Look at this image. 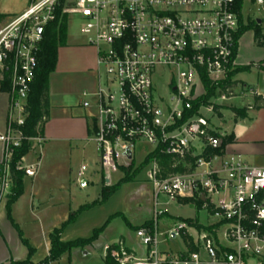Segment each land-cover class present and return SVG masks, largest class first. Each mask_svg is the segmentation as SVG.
Here are the masks:
<instances>
[{"label": "built area", "instance_id": "1", "mask_svg": "<svg viewBox=\"0 0 264 264\" xmlns=\"http://www.w3.org/2000/svg\"><path fill=\"white\" fill-rule=\"evenodd\" d=\"M59 1L37 0L8 23L0 22V77L10 86L0 203L11 194V149L24 140L13 125L23 126L28 115L43 32L55 21ZM255 12L264 16V0H243L241 5L239 0H72L64 9L79 20L86 44L97 49L106 74L102 83L99 70L100 88L91 98L86 95L83 104L93 111L90 140L106 184L111 183L110 175L124 178L125 169L131 172L144 165L140 172H146L156 201L165 196L168 204L193 205L208 219V224H198L214 227L209 231L179 221L171 237L191 238L195 250L162 251L156 226L167 212L160 210L153 227L136 233L142 255L122 240L104 247V258L112 264H264V167L235 157L213 167L225 135L210 119L239 95L233 88L224 93L218 88L195 110L207 95V84L212 88L223 83L237 67L241 23L259 26L264 40V18ZM165 77L166 97L156 85L157 78ZM247 96L264 105L257 90L245 88L241 97ZM161 157L170 159L168 166ZM87 170L82 166L79 178Z\"/></svg>", "mask_w": 264, "mask_h": 264}, {"label": "rangeland", "instance_id": "2", "mask_svg": "<svg viewBox=\"0 0 264 264\" xmlns=\"http://www.w3.org/2000/svg\"><path fill=\"white\" fill-rule=\"evenodd\" d=\"M24 1L27 0H0V11L12 13V11L24 4ZM36 1L34 0L28 7ZM60 1L55 9L60 5ZM71 4L72 0H65L64 9L70 8ZM244 10L246 16H249L251 7L246 4ZM9 13L6 15H10ZM255 14L264 18L258 12H255ZM68 17L69 37L80 38L81 24L79 20L71 14ZM12 18L13 16H7L5 24ZM253 33L254 30L248 31L241 38L238 50V59L240 61L245 58L253 59L259 55L261 57L264 56V48H258L252 43ZM100 75L103 83L106 79L103 69H100ZM255 76L256 74L254 73L251 79ZM66 80V91L72 96L76 97L81 94L80 99L83 100L85 94L89 93L88 91L83 92L84 88L79 83L81 76L71 75ZM165 82H167L166 77L163 79L157 78L156 85L159 94L166 97L168 93ZM5 93L8 94L9 91ZM85 113L86 116H89L93 112L83 111L82 114ZM223 117L222 128L228 135L233 134V132L236 134L244 127L242 123L234 124L230 109L224 108ZM215 122L217 123V120ZM2 134L4 135V133ZM72 143L73 148L67 143H60L54 149L50 147L48 149L45 145L44 148L37 146L34 150V144L32 143L27 156L30 161L33 162L35 160L37 162L41 153L43 154V165L49 166L51 169H47L49 175H44L40 191L43 193L50 192L52 197L41 204H33L28 199L27 193L31 179L26 175L24 178L26 196L17 204L11 205V218L15 219L23 234V238L27 239L33 248L31 256L29 255V248L24 244L18 230L9 219L7 209L5 212V203L8 200L1 202L0 238L3 237L8 246L6 251L0 247V264H10L11 261H23L29 256L34 264H45L50 249L49 235L56 229H62L61 240L63 242L89 239L94 235L95 231H101L97 240L91 245L84 248H73L63 254L58 261L49 264H105L104 247L114 245L121 239H124L127 247L137 252L138 255H142L143 247L136 233L143 228L147 221H154L156 213L160 210L167 212L166 216L161 217L157 221L156 226L161 242L160 249L180 253L186 250L187 246L180 236H177L174 240L172 239L170 234L172 228L179 221L187 219H199V222L205 224L208 222L206 214L198 211L193 205L168 204V199L165 196H160L158 201H156L154 189L147 181L146 172L141 173L139 171L140 173L133 178L137 169H132L131 172L130 168L125 169V175L131 176L133 178L132 182L120 184L119 182L122 180L123 175L112 174L110 175L111 183L105 184V177L99 172V157L95 143ZM3 151L4 142L0 140V160L2 159ZM253 164L255 165L256 163ZM253 164L252 166H254ZM258 165L261 164L259 163ZM34 166L36 167V163ZM82 166H87L88 171L84 173L82 178H79L78 174ZM82 180H87L89 183L86 186H82L80 183ZM113 186H116L115 191L106 201L101 202L104 190ZM98 202L101 203L98 204ZM73 214L77 217L72 223H69L68 221ZM250 263L255 264L254 262Z\"/></svg>", "mask_w": 264, "mask_h": 264}, {"label": "crops", "instance_id": "3", "mask_svg": "<svg viewBox=\"0 0 264 264\" xmlns=\"http://www.w3.org/2000/svg\"><path fill=\"white\" fill-rule=\"evenodd\" d=\"M30 3V0L24 1V4L19 6L15 11H12V13H9V11H0V16H2L0 22L2 24L5 23L7 16L16 17L21 15L28 8ZM7 12L10 15H6L8 14ZM252 43L258 48H264V46L259 47L256 45L254 33ZM262 62H264V56L261 57L260 55L254 57L253 59L245 58L244 60L242 59V61H240V59H238L237 57V66L247 67L252 66L253 64L254 66H252L249 71L238 73L234 77L233 80L234 82H236V85L233 87V90L234 93L238 94L239 96L236 99H232L223 103L222 108L210 119L212 127L217 132L224 134L225 138H234L231 143L223 145L222 154L217 161L213 162V167L215 168L219 167V165H221L223 161L229 160L233 157L240 158L245 164L249 166H252L253 163H256L255 165L253 164L254 166L252 167H264V105H259V100L254 99L251 96H247L244 98L241 97L245 88L248 87L253 90H257L264 96V68L256 66ZM99 70L100 66L98 51L96 48L86 44L82 32L80 38L69 37V35H67L66 45L60 47L58 50V62L56 69L49 78V114L48 118L44 122V132L40 137L32 140V143L34 144L33 150L37 146H42V148H44L45 145L48 149L49 147L54 149L60 143H67L69 144V146H71V148H73L72 142H86L87 144L93 143L90 140L92 128L91 116L93 113L89 116H86V113H82L83 111H91L84 108L83 104L86 100H88L86 95L91 98V96L94 95L100 88L101 80L99 76ZM254 73L256 74V76L251 79ZM71 75L81 76V80L79 81V83L81 84L82 88H84L83 92H89L85 94V98L83 100L80 99L81 94H78V96L74 97L66 91V79ZM1 82L2 79L0 77V85ZM251 104H254V108L249 110L248 106ZM9 108L10 98L8 94L5 92H0V140H2V133L5 134L10 120ZM224 108L230 109L232 111V120L235 125H238L240 123L244 124V127L240 129L238 133L235 134V132H233V134L228 135L223 130L222 121L224 122ZM233 109H246L245 118H238L236 120ZM215 120H217V123L215 122ZM35 163L36 167L34 166ZM43 163L44 160L42 153L37 162H35V160L33 162L30 161L28 156L26 155L21 163L22 168L26 171V175L29 177V179H31L30 187L27 193L28 199L33 204H41L42 202H45L47 199L49 200L50 197H52L50 192L43 193L42 191H40L41 184L43 182L42 179L44 178L45 174H48L47 169H51L49 168V166H44ZM259 163L261 165H258ZM84 182H86V185L89 183L87 180H82L80 182L82 186H86L83 185ZM25 196L26 195L24 190L23 195L17 200V202H19ZM17 202L15 204H17ZM6 203L5 212L7 209ZM12 220L14 222L13 226L14 224L18 226L13 217ZM172 239L174 240L176 239V237L172 235ZM121 240L124 241V239ZM7 246L8 244L6 240L3 237L0 238V247L4 248V250L6 251ZM162 251L172 252L170 250Z\"/></svg>", "mask_w": 264, "mask_h": 264}, {"label": "trees", "instance_id": "4", "mask_svg": "<svg viewBox=\"0 0 264 264\" xmlns=\"http://www.w3.org/2000/svg\"><path fill=\"white\" fill-rule=\"evenodd\" d=\"M34 0H30L32 3ZM64 1H60V5L57 9H55V21L50 23L43 32V40L41 43V51L39 53V66L36 72V78L31 85V91L29 93L28 97V103H27V118L25 120V123L23 126L17 127L16 125H13L15 128H17L23 135L24 140L22 141L21 145L17 148L11 149V159H10V173H11V180H12V187H11V194L8 197L7 201V212L8 217L11 220L12 224L14 223L11 215H10V208L11 205L17 202V200L23 195L24 193V178L26 176V171L22 168L21 163L23 158L29 153L30 148L32 146V140L35 138L40 137L44 132V123L42 124L41 121L43 118H48L49 114V78L50 75L55 71L57 62H58V50L60 47H63L66 45L67 35H68V25H69V17L67 14H64ZM243 0H239V3L241 5ZM2 19V16H0V21ZM254 30V38L255 43L259 47L264 46V40H263V34L259 26L256 24L251 23L248 26H243L241 23L240 31L237 35V39H241L242 36L247 33L248 31ZM254 66V64L252 65ZM252 66L247 67H239L237 66L235 70H233L226 81L223 83H220L218 85H214L212 88H209L207 95L201 99L199 102L195 104V110H197L201 104H207L208 100L212 97H214L217 93L218 88L221 89L222 93L226 91L228 88H233L236 85V82H234V77L241 72H246L251 69ZM260 67L259 65H256ZM10 91L9 83L7 82L6 78L1 82L0 85V92H7ZM233 112L235 114V119L238 118L244 119L245 118V112L246 109L243 110H237L233 109ZM233 137L225 138L223 145H226L227 143H231L233 141ZM161 163L165 166H168L170 163V159L167 157H161ZM142 165L138 170L134 173L133 178L140 173ZM133 178L131 176H128L127 174L125 177L120 180L121 183H128L132 182ZM116 186H113L112 188H107L104 190L102 194V201H106V199L115 191ZM101 202H98L101 203ZM199 207L201 204H198ZM76 215L73 214L68 221L69 223H72L76 219ZM184 222H187L189 224H195L198 229H205L212 231L214 227H203L198 224V219H187L182 220ZM129 224V222L127 221ZM130 225V224H129ZM154 221L146 222L143 227H153ZM14 227L18 230L19 235L24 242V244L29 248L30 256L32 254L33 248L30 246L29 242L23 238V234L21 233L19 227L14 224ZM101 230H97L94 232V235L89 239H79L73 242H63L61 240V233L62 229H56L54 232H52L49 235V241H50V250L49 255L45 260V264H49L51 262L58 261L63 254L70 251L73 248H84L88 245H91L94 241L97 240L98 235ZM184 243L187 246V249L190 252H193L195 250L191 238H184ZM30 256L23 261H11L10 264H34L31 261ZM113 261L108 257L105 258V264H112Z\"/></svg>", "mask_w": 264, "mask_h": 264}, {"label": "water", "instance_id": "5", "mask_svg": "<svg viewBox=\"0 0 264 264\" xmlns=\"http://www.w3.org/2000/svg\"><path fill=\"white\" fill-rule=\"evenodd\" d=\"M259 23H261V22H259ZM38 32L41 34L42 33V27H39L38 28ZM2 78V77H1ZM107 183H108V180H107ZM83 185H86V182H84L83 183ZM204 200V199H203Z\"/></svg>", "mask_w": 264, "mask_h": 264}]
</instances>
